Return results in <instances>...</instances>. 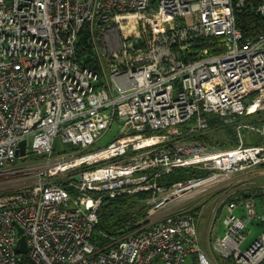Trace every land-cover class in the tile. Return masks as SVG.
I'll list each match as a JSON object with an SVG mask.
<instances>
[{
	"label": "built area",
	"instance_id": "built-area-1",
	"mask_svg": "<svg viewBox=\"0 0 264 264\" xmlns=\"http://www.w3.org/2000/svg\"><path fill=\"white\" fill-rule=\"evenodd\" d=\"M247 15L257 21L245 32L237 19ZM127 16L134 31L122 27ZM85 27L102 53L99 74L75 62ZM260 112L264 0H0V169L26 157L17 151L24 140L28 151L29 139L47 161L31 185L0 194V264H185L191 255L193 264H263L264 122L253 126L255 145L244 144V123L235 148L206 142L210 116L233 125ZM115 123L119 136L89 152ZM58 136L75 147L71 154L53 157ZM189 167L207 175L160 183ZM253 173L220 201L224 234L208 248L195 210L148 220ZM138 193L146 194V220L93 244L103 197ZM256 220L262 231L243 249ZM19 228L24 255L16 252Z\"/></svg>",
	"mask_w": 264,
	"mask_h": 264
},
{
	"label": "rangeland",
	"instance_id": "rangeland-1",
	"mask_svg": "<svg viewBox=\"0 0 264 264\" xmlns=\"http://www.w3.org/2000/svg\"><path fill=\"white\" fill-rule=\"evenodd\" d=\"M98 48L93 44V50L99 62V70H101L102 53L99 51ZM252 98L253 97H249L246 100H244L245 105H247L248 102L252 100ZM260 116L264 117V112H260L253 116L240 117L232 125L234 126V128L241 123L249 125L247 136L244 140V144L246 146L257 144V133L254 130L253 126L259 128L263 125L264 120L263 121L258 120ZM119 131H120V124L115 123L113 127L108 131V133L104 136V138H102L100 141L94 144L88 151L93 152L105 148L108 144H110L119 136ZM212 134H214V132L211 130L209 137ZM221 136L222 134L219 133L215 137L219 139ZM212 146H214L216 150L225 151L235 148L237 145L229 149H222L218 147L217 144ZM74 150L75 147L72 144L63 142L62 138L58 136L55 139V143H54L53 157H57L62 154H71ZM46 162L47 161L45 160V157L38 156L36 153H33L31 148V140L29 139L28 151L26 157L24 159L22 158L19 159L14 167L7 169H0V194L10 191H16L19 188L31 185L35 179V174H31V173H35L37 170L44 168L47 165ZM34 163H37L34 170L30 171L29 174H26L25 169H27L31 164ZM255 177H257L255 173L239 176L234 180L232 179L226 182L225 184H223V186L212 189L209 192L207 191V193L205 192L200 195H196V198L192 199L191 201L175 202L170 206H168L165 210L159 212L158 214H155L148 220H150L151 222H155L160 220L163 216L169 213H175V212L183 213V212L195 210L197 216H199V234L201 236L203 246L208 248L209 243L213 241V239L216 236L222 237L224 234V228L222 225V219L224 218V215L221 216V210L223 209V206L221 208L219 207L220 201L226 197V195L230 190L234 189V187H231L232 185L236 186L240 183L248 182L254 179ZM259 181L261 182L262 180ZM144 200L145 199L141 200L142 205H146ZM218 208H220V210L217 214H215V211ZM142 220L145 221L146 216ZM140 221L141 220H139L138 222ZM249 228L251 232L250 233L247 232L248 236L245 244L243 245V249L247 248L254 240L258 238V236L262 231V224L260 223L259 220H256L252 223H249ZM192 258L193 256L191 255V258H188L185 264H193ZM219 263L221 264V260H219Z\"/></svg>",
	"mask_w": 264,
	"mask_h": 264
},
{
	"label": "trees",
	"instance_id": "trees-1",
	"mask_svg": "<svg viewBox=\"0 0 264 264\" xmlns=\"http://www.w3.org/2000/svg\"><path fill=\"white\" fill-rule=\"evenodd\" d=\"M256 21V18L254 19L253 16H239L237 26L248 32L251 29V25ZM75 62L82 69L99 74V62L94 53L93 42L91 41L87 27L78 35L75 44ZM209 125L214 134L210 137L209 135L207 136V144L211 146L217 144L222 149H229L237 145L238 141L234 126L226 125L215 116L209 117ZM219 133L222 136L217 139L215 136ZM206 175V172L194 167L178 168L170 175L163 177L160 183H166L170 186L176 182L187 181ZM59 184L66 190L73 191L70 181L64 180L59 182ZM145 197L146 194L143 193L122 195L115 198L104 196L91 242L99 246H105L112 240L136 229L138 221L145 218L148 209L146 205L141 204V200ZM221 264H228V261L221 260Z\"/></svg>",
	"mask_w": 264,
	"mask_h": 264
},
{
	"label": "water",
	"instance_id": "water-1",
	"mask_svg": "<svg viewBox=\"0 0 264 264\" xmlns=\"http://www.w3.org/2000/svg\"><path fill=\"white\" fill-rule=\"evenodd\" d=\"M26 149H27V141L24 140L19 144V149H18L17 153L20 156H25L26 155ZM18 233H19L20 239L18 242V246L16 248V252L18 254L24 255L27 253V243H26L25 237L21 236L23 232L20 228L18 229Z\"/></svg>",
	"mask_w": 264,
	"mask_h": 264
},
{
	"label": "bare ground",
	"instance_id": "bare-ground-1",
	"mask_svg": "<svg viewBox=\"0 0 264 264\" xmlns=\"http://www.w3.org/2000/svg\"><path fill=\"white\" fill-rule=\"evenodd\" d=\"M128 17V16H127ZM130 19V23L129 24H123V28L124 29H130L131 31H134L135 30V23L133 22L132 20V17H128ZM26 153H27V149H26Z\"/></svg>",
	"mask_w": 264,
	"mask_h": 264
},
{
	"label": "crops",
	"instance_id": "crops-1",
	"mask_svg": "<svg viewBox=\"0 0 264 264\" xmlns=\"http://www.w3.org/2000/svg\"><path fill=\"white\" fill-rule=\"evenodd\" d=\"M262 177H264V174H263V175H261V177H259L258 179L263 181V178H262ZM262 181H261V182H262ZM259 182H260V181H259ZM234 189H235V188H234ZM258 203H259V204H261V203H260V200H259V202H258ZM239 213H240V212H239Z\"/></svg>",
	"mask_w": 264,
	"mask_h": 264
}]
</instances>
